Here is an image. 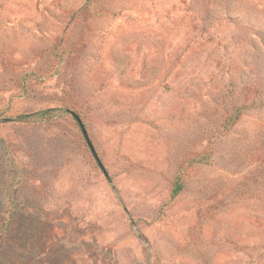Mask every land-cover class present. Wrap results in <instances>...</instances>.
I'll list each match as a JSON object with an SVG mask.
<instances>
[{
	"label": "rangeland",
	"instance_id": "1",
	"mask_svg": "<svg viewBox=\"0 0 264 264\" xmlns=\"http://www.w3.org/2000/svg\"><path fill=\"white\" fill-rule=\"evenodd\" d=\"M0 264H264V0H0Z\"/></svg>",
	"mask_w": 264,
	"mask_h": 264
},
{
	"label": "water",
	"instance_id": "2",
	"mask_svg": "<svg viewBox=\"0 0 264 264\" xmlns=\"http://www.w3.org/2000/svg\"><path fill=\"white\" fill-rule=\"evenodd\" d=\"M66 113H68L70 116H72L74 118V120L76 121V123L78 124L79 128H80V131H81V134L85 140V143L91 153V155L93 156L95 162L97 163L98 167L100 168V170L102 171L103 175L105 176V178L107 179V181L109 182V184L111 185L112 187V190L115 192L114 190V186L112 184V181L105 169V167L103 166L95 148H94V145L92 143V141L90 140L89 136H88V133L84 127V124L82 123L80 117L78 116L77 113H75L74 111L72 110H65ZM124 210L126 211V208L123 206Z\"/></svg>",
	"mask_w": 264,
	"mask_h": 264
},
{
	"label": "trees",
	"instance_id": "3",
	"mask_svg": "<svg viewBox=\"0 0 264 264\" xmlns=\"http://www.w3.org/2000/svg\"><path fill=\"white\" fill-rule=\"evenodd\" d=\"M48 112H49V111L46 110V111H43L41 114H42V115H43V114H48ZM181 188H182L181 183L177 182L176 185H175V187H174V189H173V191H172V194H173V195L178 194L179 191L181 190Z\"/></svg>",
	"mask_w": 264,
	"mask_h": 264
}]
</instances>
